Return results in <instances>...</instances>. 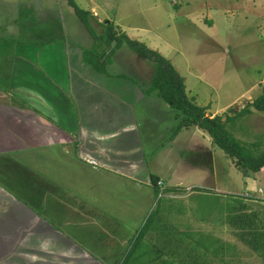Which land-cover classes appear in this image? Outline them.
I'll return each instance as SVG.
<instances>
[{"label":"rangeland","instance_id":"obj_1","mask_svg":"<svg viewBox=\"0 0 264 264\" xmlns=\"http://www.w3.org/2000/svg\"><path fill=\"white\" fill-rule=\"evenodd\" d=\"M74 1L82 11L89 13L88 22L93 16L92 9L98 10L101 23H97L96 18L91 23L84 21L69 0H0L2 87L10 77L12 56L25 47L55 49L49 55L62 63L60 67L65 64L64 55L71 54L77 46L89 50V58L95 59L92 54L106 42V37L103 40L106 25L111 23L117 31L115 22L133 40L160 53L174 66L184 80L188 97H195L194 103L201 107L211 104L210 114H221L224 120L234 116L226 128L245 146L244 153L258 156L264 152V112L251 106L264 89V0ZM11 5H14L16 18L21 15L20 21L5 27L3 20L9 13L3 11ZM20 9L25 11L20 14ZM112 45L110 50L105 43L99 50L107 52L99 68L116 78L108 80L110 86L121 85L114 91L118 97L135 88L140 91H136V95L145 102L134 104L132 110L137 136L144 145V168L164 178L167 189L166 193L163 189L161 195L156 193L147 215L146 205H143V219L139 215L133 219L128 213L112 211L117 227L123 229L124 225L135 223L137 231L127 230V235L122 236L112 224L111 238L104 239L105 246L111 250L91 252L95 263L121 264L153 212L149 233L126 264H154L140 256L141 252L146 248L159 251L163 246H167V253L161 258L172 259L175 264L180 261L184 264H264V199L247 197V194H255L259 187L264 191V170L252 174L236 166V161L216 145L214 151L209 149L213 156L206 154L204 158L214 162V167L209 163L210 172L186 159L185 147L186 152L189 145L191 152L196 148L202 153L213 140L204 130L206 138L195 136V127L177 130L181 121L179 112L151 91L154 65L141 58L127 43L117 48L116 42ZM64 47L66 54L63 55ZM117 79L120 80L115 82ZM26 97L37 105V96ZM9 101L21 110L27 107L17 98ZM245 107L251 112L241 113ZM249 176H254L256 182L247 180ZM174 186L180 188L173 190ZM254 188L255 191H251ZM248 221L254 234H247L245 238L244 231L238 228ZM252 239L256 240L259 250L247 242Z\"/></svg>","mask_w":264,"mask_h":264},{"label":"crops","instance_id":"obj_2","mask_svg":"<svg viewBox=\"0 0 264 264\" xmlns=\"http://www.w3.org/2000/svg\"><path fill=\"white\" fill-rule=\"evenodd\" d=\"M3 12L9 13L5 27L20 21L14 5ZM92 14L87 23L95 18L101 23L98 10ZM103 45L98 54L107 56L99 51ZM25 48L12 56L10 77L0 85V264H96L90 253L111 250L105 240L111 238L112 224L122 236L137 231L135 223L117 227L113 212L143 219V205L146 214L156 193L167 189L164 178L144 168V145L132 108L145 100L138 99V88L118 97L114 91L121 85L110 86L108 80L116 78L85 62L83 53L89 50L84 47H74L68 55L64 47L63 67L49 55L55 49ZM31 94L38 97L37 105L27 100ZM14 98L29 109L7 102ZM194 131L206 138L202 129ZM208 146L202 153L195 148V154L188 145L185 157L210 172L214 162L204 158L215 144ZM153 176L163 189L153 184ZM263 193L259 187L251 198L262 200Z\"/></svg>","mask_w":264,"mask_h":264},{"label":"trees","instance_id":"obj_3","mask_svg":"<svg viewBox=\"0 0 264 264\" xmlns=\"http://www.w3.org/2000/svg\"><path fill=\"white\" fill-rule=\"evenodd\" d=\"M69 3L72 7L75 8L76 13L86 22L89 13L87 11H82L75 3L74 0H69ZM106 37V42L108 46L111 47L113 42H116L117 45L127 43L130 47L134 48V51L144 60L150 61L154 65V77L151 83V91L156 92L159 97L167 103L171 108L179 112V117L181 121L179 122L178 129L189 127H198L206 131L209 136L212 138L214 144L223 150L227 156L236 161V166L240 168H246L251 171V173H259L264 170V152L258 156H255L251 153H244L245 146L235 139L227 130L228 123L232 122L233 117H227L226 120L222 116L208 115V107H201L194 103L193 99H190L186 93V86L184 84L183 78L174 68V66L160 53L153 51L147 48L143 43L136 40H131L125 33L121 34L115 31L114 26L109 23L106 25L105 35L103 40ZM85 62L94 66L99 67L101 59L106 56V54H98V52L92 54L95 59L89 58V52L85 51L84 53ZM251 106L260 112H264V89L261 96H259L255 101L251 103ZM250 109L245 107L242 109L241 113L247 114L250 113ZM158 177L153 176L152 181L156 186L158 182ZM175 190V189H173ZM153 212L149 215L144 225L142 226L139 234L137 235L134 243H132L127 255L123 258L121 264H126L129 260L131 254L135 250L138 244H140L146 234L150 231V224L153 219ZM247 224L238 228L242 231V236L247 234H254V228L250 225L249 221ZM245 230H248L245 232ZM258 239H261L260 236L256 233ZM257 237L254 238L257 240ZM141 239V240H140ZM253 240V239H252ZM247 240L248 243L252 245L255 250L260 248L256 245V240ZM258 245H261V241ZM139 242V243H138ZM167 246H163L162 250L157 251L154 248H146L145 251L141 252L140 256H145L146 259L154 264H175V261L172 259L166 260L161 258L162 254L167 253ZM170 254H174L170 251ZM180 264H184V261H180Z\"/></svg>","mask_w":264,"mask_h":264},{"label":"built area","instance_id":"obj_4","mask_svg":"<svg viewBox=\"0 0 264 264\" xmlns=\"http://www.w3.org/2000/svg\"><path fill=\"white\" fill-rule=\"evenodd\" d=\"M93 162L96 164L95 161H93ZM157 186H158L159 188L163 189L164 184H163L162 181H158ZM247 197H252V196H251V194H247Z\"/></svg>","mask_w":264,"mask_h":264},{"label":"water","instance_id":"obj_5","mask_svg":"<svg viewBox=\"0 0 264 264\" xmlns=\"http://www.w3.org/2000/svg\"><path fill=\"white\" fill-rule=\"evenodd\" d=\"M115 45V42L113 43V45L112 46H114Z\"/></svg>","mask_w":264,"mask_h":264}]
</instances>
